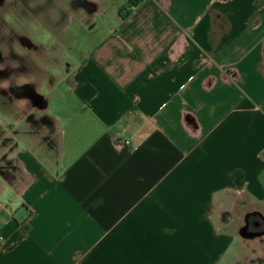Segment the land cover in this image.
Here are the masks:
<instances>
[{"label": "crops", "instance_id": "obj_1", "mask_svg": "<svg viewBox=\"0 0 264 264\" xmlns=\"http://www.w3.org/2000/svg\"><path fill=\"white\" fill-rule=\"evenodd\" d=\"M127 1L92 7L57 154L2 153L0 264H242L250 216L264 240V0Z\"/></svg>", "mask_w": 264, "mask_h": 264}, {"label": "rangeland", "instance_id": "obj_2", "mask_svg": "<svg viewBox=\"0 0 264 264\" xmlns=\"http://www.w3.org/2000/svg\"><path fill=\"white\" fill-rule=\"evenodd\" d=\"M120 1L40 0L42 7H37L35 12L38 23L25 26V36L36 45V50L24 51L16 39L0 38V52L4 56L0 58V176L4 173L3 151L9 149L8 152L13 154L22 148L20 137L29 142L33 153L40 154V159L57 154L59 126L53 116L55 105L68 95L65 81L67 68L77 64L105 37L108 30L102 26L108 24L106 16L109 12H92V7L115 5ZM8 2L11 5L8 25L20 33L16 12L19 2ZM3 13L0 11V20L4 17ZM91 23H95V27H89ZM52 32L54 38L49 37ZM19 57L24 60L20 61ZM8 163L12 171L11 179L16 180L17 161ZM21 211V208L17 209L15 220ZM246 238L251 247L248 252L242 253V264H264V240L256 244L259 237L251 235Z\"/></svg>", "mask_w": 264, "mask_h": 264}, {"label": "flooded vegetation", "instance_id": "obj_3", "mask_svg": "<svg viewBox=\"0 0 264 264\" xmlns=\"http://www.w3.org/2000/svg\"><path fill=\"white\" fill-rule=\"evenodd\" d=\"M7 1L10 0H0V11L4 12L3 13V20L1 19V23H0V29H2V37H0L1 39L4 37H10V38H14L16 39V42H18V44L22 47V50L24 51H31V50H36L37 47L36 45H34L29 39H27V37L25 35H27L26 33V29L25 26L26 24H35L38 23V15L35 13L36 8L37 7H42V4L40 2V0H17L19 2V9L16 10V12L18 13V21L19 22V27H17L19 29V32H16L14 29H11V27L8 25V12L11 11L10 9V3ZM34 7V9H32ZM52 10V9H51ZM15 12V11H13ZM28 17H30L32 20H29ZM8 20V21H7ZM1 35V34H0ZM54 34L52 32V34L50 33L49 37L50 38H54ZM1 45V43H0ZM34 45V46H33ZM0 58H4L3 53L0 52ZM19 60L22 61L24 59H22L21 57H19ZM22 64V63H21ZM23 66V65H22ZM248 232L249 234H256L257 232H261V227H256V224L258 223L256 221V219H254V217L250 216L248 219Z\"/></svg>", "mask_w": 264, "mask_h": 264}, {"label": "trees", "instance_id": "obj_4", "mask_svg": "<svg viewBox=\"0 0 264 264\" xmlns=\"http://www.w3.org/2000/svg\"><path fill=\"white\" fill-rule=\"evenodd\" d=\"M142 2V0H128L127 1V5L130 7V8H134L136 7L138 4H140Z\"/></svg>", "mask_w": 264, "mask_h": 264}, {"label": "water", "instance_id": "obj_5", "mask_svg": "<svg viewBox=\"0 0 264 264\" xmlns=\"http://www.w3.org/2000/svg\"><path fill=\"white\" fill-rule=\"evenodd\" d=\"M246 230H247V226H245L244 228H242V230H241V234H242V236L243 237H250L251 235H253V236H256V235H254V234H248V233H246Z\"/></svg>", "mask_w": 264, "mask_h": 264}, {"label": "built area", "instance_id": "obj_6", "mask_svg": "<svg viewBox=\"0 0 264 264\" xmlns=\"http://www.w3.org/2000/svg\"><path fill=\"white\" fill-rule=\"evenodd\" d=\"M126 144H128V142H126ZM3 239L1 238V236H0V242L2 241Z\"/></svg>", "mask_w": 264, "mask_h": 264}]
</instances>
